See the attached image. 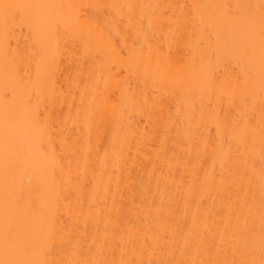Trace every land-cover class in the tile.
I'll return each instance as SVG.
<instances>
[{
	"label": "bare ground",
	"instance_id": "1",
	"mask_svg": "<svg viewBox=\"0 0 264 264\" xmlns=\"http://www.w3.org/2000/svg\"><path fill=\"white\" fill-rule=\"evenodd\" d=\"M262 17L0 0V261L261 264Z\"/></svg>",
	"mask_w": 264,
	"mask_h": 264
},
{
	"label": "snow or ice",
	"instance_id": "2",
	"mask_svg": "<svg viewBox=\"0 0 264 264\" xmlns=\"http://www.w3.org/2000/svg\"><path fill=\"white\" fill-rule=\"evenodd\" d=\"M2 7L5 9V16L7 17L10 14L19 15L20 10L24 9L26 7H29L27 5H2ZM261 49H262V77H264V17H262L261 21ZM25 252H28L29 249L25 248ZM0 264H46V262L43 261H0ZM261 264H264V261L261 262Z\"/></svg>",
	"mask_w": 264,
	"mask_h": 264
},
{
	"label": "rangeland",
	"instance_id": "3",
	"mask_svg": "<svg viewBox=\"0 0 264 264\" xmlns=\"http://www.w3.org/2000/svg\"><path fill=\"white\" fill-rule=\"evenodd\" d=\"M125 208V207H124ZM123 211H125V209L123 210ZM125 213V212H124ZM126 214V213H125Z\"/></svg>",
	"mask_w": 264,
	"mask_h": 264
}]
</instances>
